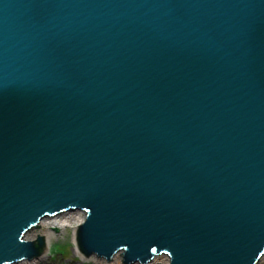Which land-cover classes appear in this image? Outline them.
Wrapping results in <instances>:
<instances>
[{"label":"water","instance_id":"1","mask_svg":"<svg viewBox=\"0 0 264 264\" xmlns=\"http://www.w3.org/2000/svg\"><path fill=\"white\" fill-rule=\"evenodd\" d=\"M73 207L87 255L257 261L264 0H0V264Z\"/></svg>","mask_w":264,"mask_h":264},{"label":"bare ground","instance_id":"2","mask_svg":"<svg viewBox=\"0 0 264 264\" xmlns=\"http://www.w3.org/2000/svg\"><path fill=\"white\" fill-rule=\"evenodd\" d=\"M86 210L84 208L73 207L69 209H64L56 212V214L48 215L49 213H44L41 218L37 219L36 222L32 223L25 229H23L18 239L24 242L36 240L37 236H43V249L38 254H34L30 257H26L24 255L12 258L14 260H6L2 264H36L37 261H40L46 255L51 254L52 249L54 248V244L51 243V238L54 235L55 238L61 236L66 228H73L74 230V245H75V256L79 258L81 261H85V259L92 258L96 261L107 262L108 260L105 258L98 257L96 252H91L88 255L87 251L83 250L80 246L77 232L79 230V226L82 225L86 220ZM55 234H51V232ZM264 252V251H263ZM96 254V255H95ZM119 255L121 256V261L119 259ZM124 249H118L112 256V262H116V264H125L123 260ZM51 256V255H50ZM167 256V255H166ZM99 259H98V258ZM169 257V256H168ZM171 258L169 257V261ZM146 264H168V259L164 256H156L149 260ZM254 264H264V253L260 255L257 261Z\"/></svg>","mask_w":264,"mask_h":264},{"label":"rangeland","instance_id":"3","mask_svg":"<svg viewBox=\"0 0 264 264\" xmlns=\"http://www.w3.org/2000/svg\"><path fill=\"white\" fill-rule=\"evenodd\" d=\"M55 234L53 231L51 234ZM73 228H66L61 236L55 238L53 235L51 238L52 245L54 244V248L52 249L51 254L46 255L40 261H37L36 264H116V262H112L108 260L103 263L100 261H96L92 258L85 259V261L79 260L78 257L75 256V243L73 241L74 237ZM51 255V256H50ZM156 256H164L168 259V264H170L169 257L166 254L154 255ZM98 258V257H97ZM99 259V258H98ZM119 259L121 261V256L119 255ZM131 264H139V263H131Z\"/></svg>","mask_w":264,"mask_h":264}]
</instances>
